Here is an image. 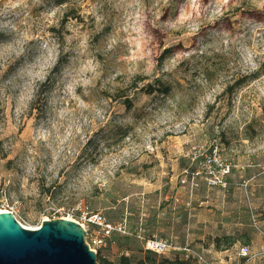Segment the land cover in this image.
<instances>
[{
  "label": "rangeland",
  "instance_id": "obj_1",
  "mask_svg": "<svg viewBox=\"0 0 264 264\" xmlns=\"http://www.w3.org/2000/svg\"><path fill=\"white\" fill-rule=\"evenodd\" d=\"M0 212L264 264V0H0Z\"/></svg>",
  "mask_w": 264,
  "mask_h": 264
},
{
  "label": "water",
  "instance_id": "obj_2",
  "mask_svg": "<svg viewBox=\"0 0 264 264\" xmlns=\"http://www.w3.org/2000/svg\"><path fill=\"white\" fill-rule=\"evenodd\" d=\"M83 237L70 221L40 222L28 231L19 228L10 213H0V264H95Z\"/></svg>",
  "mask_w": 264,
  "mask_h": 264
},
{
  "label": "built area",
  "instance_id": "obj_3",
  "mask_svg": "<svg viewBox=\"0 0 264 264\" xmlns=\"http://www.w3.org/2000/svg\"><path fill=\"white\" fill-rule=\"evenodd\" d=\"M64 220L68 221L67 219ZM70 222L77 225L83 232V244L95 256L97 252L104 250L111 236L121 235L123 230L122 226H112L97 215L81 214L77 221ZM142 251L158 258H164L168 252H173L177 254L176 260L182 262L190 260L194 264H205L204 259L200 255L195 254L188 248L184 247L181 250H170V246L163 241L153 239L145 240L142 243ZM246 254L247 250L241 248L238 250L237 255L238 257H243Z\"/></svg>",
  "mask_w": 264,
  "mask_h": 264
},
{
  "label": "trees",
  "instance_id": "obj_4",
  "mask_svg": "<svg viewBox=\"0 0 264 264\" xmlns=\"http://www.w3.org/2000/svg\"><path fill=\"white\" fill-rule=\"evenodd\" d=\"M51 1L53 2L54 5L59 6V5H63L66 2L72 1V0H51ZM163 54H167V51H164ZM59 65H60V61L58 60L55 63V65L53 66V68L51 69L50 75L57 73ZM135 80H136V83L142 82L141 80H137V79H135ZM47 82L48 81L46 80L45 84H47ZM153 84H158V83L157 82H153ZM130 86H132L133 89H134V83H132ZM151 86H153V85H150V86L146 85L145 87H143L142 91L140 90V92L143 95L152 94L157 89H154ZM37 95H39V92L36 94V98H37ZM122 105H123L125 110H128L129 107H130L129 99H127V98L123 99ZM143 253H144V256L140 260H138V261H136L134 263H130V261L128 259H125L123 257L118 258L114 263H106V262L100 260L97 256H95V262L98 263V264H185L184 262L176 260V259H172V260L160 259L159 261H155L153 255H151V254H149L147 252H143Z\"/></svg>",
  "mask_w": 264,
  "mask_h": 264
},
{
  "label": "bare ground",
  "instance_id": "obj_5",
  "mask_svg": "<svg viewBox=\"0 0 264 264\" xmlns=\"http://www.w3.org/2000/svg\"><path fill=\"white\" fill-rule=\"evenodd\" d=\"M0 213H3V212H0ZM68 220V219H67ZM27 230V229H26Z\"/></svg>",
  "mask_w": 264,
  "mask_h": 264
}]
</instances>
